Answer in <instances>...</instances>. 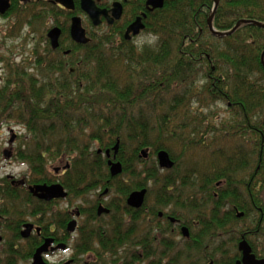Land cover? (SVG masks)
<instances>
[{"label":"trees","instance_id":"obj_1","mask_svg":"<svg viewBox=\"0 0 264 264\" xmlns=\"http://www.w3.org/2000/svg\"><path fill=\"white\" fill-rule=\"evenodd\" d=\"M214 6V0H167L164 8L155 11L148 19L147 32L156 40L153 47L140 51L117 49L115 27L101 35H96L90 29L91 43L86 46L76 45L69 36L71 17L60 15L62 11L52 6L50 11L55 13L54 24L61 28L63 37L58 58L48 65L47 71H56L61 76L54 78V72H50L40 83L35 73H28L32 68L11 61L4 65L7 68L6 77L0 89L3 117L0 129L4 125L9 126L5 122L14 121L30 134L28 138L24 137L23 149L21 147L14 156L32 169V180L27 181V184H53L46 167L56 161L60 164L66 157L72 162L70 170H79L82 174L86 172L89 177L96 179L102 166L98 152L90 157L92 143H100L99 150L106 152L120 142L117 156L123 166L122 178L129 176L132 180L137 176L131 171L132 161L124 158L125 153L134 146L133 155L137 157L135 160L138 163H144L141 161L142 151L147 150L150 157L164 150L175 162V170L177 162L173 158L172 144L185 141L182 145H186L187 149L198 147L197 153L200 154L207 144L202 138L215 139L213 136L216 131L206 124L210 123V118H214L213 113H202L200 108H191L193 99L196 101L194 104L198 103L201 107L216 103L225 105L230 111L232 118L228 121L232 125L224 127L226 130L223 129L222 136L218 135L219 139H229L227 136H231L232 130L233 134L241 138L249 137L246 135L249 132L255 136L249 138L250 145L257 147L260 152L262 140L264 153V29L241 25L231 36H214L209 28ZM240 20L264 23V0L219 1L212 21L216 30L230 31ZM65 49H70L71 53L63 60L65 55L61 52ZM79 51L85 52L80 59L75 57ZM122 76L130 79V84H125L123 88L118 80ZM77 77L79 79L76 81ZM197 78L201 79L199 89L198 84H195L198 83ZM168 92H171L170 95L166 94ZM200 96L203 99L198 101ZM186 114H190L191 123L183 128L178 127L182 116ZM86 130L90 131L88 143L80 138ZM256 136L259 138L257 141ZM2 160L0 152V164ZM236 160L230 157L219 161L221 165L213 164L211 172L203 175L206 177L204 181L211 179L214 182L222 178V172L230 168L238 169L234 165ZM65 172L68 175L71 173L69 170ZM214 172L217 174L213 175ZM159 173L156 166L145 168L139 173L143 176L142 180L128 185L129 188H119L122 196L126 197L124 203L132 192L146 189L151 194V188L161 186L162 196L157 197V201L162 206H168L173 201V197L169 196L172 191L179 194L180 189L187 185L194 189V176L189 183L185 179L170 178L169 175L160 180ZM79 174H76L78 183L85 177ZM107 179H110V175ZM12 182L9 178L0 179V230L11 232L15 241L21 239V229L26 223L19 216L20 208L16 204L22 194L26 198L24 205L31 207L30 216L36 218L37 225L44 224V227L41 237L35 235L28 239L25 251L19 249L14 241L9 242L4 255L0 256V264H19L32 259L42 243L41 238L55 236V233L59 238L64 236L57 242L68 244L69 236L62 234L67 233L66 223L71 218L70 213L64 219L62 216L54 221L51 216L43 222L42 218L47 216L55 202H41L27 189L13 185ZM94 182L90 184L93 186ZM108 182L105 186H110L111 182ZM64 187L70 193L73 192L71 185L64 182ZM147 198L140 210L112 204L115 212H119L126 221L129 217L127 225L124 221L122 226L113 225L116 218L110 223L116 233L121 232L113 240L108 238L110 235L107 234V228L103 230L99 222L94 231L80 228V237L84 241L75 246L76 256L93 251L86 243L97 240L103 249H110L109 256L114 253L116 244H128L129 247L142 250L131 258L125 256L124 264L150 261L158 256L164 259L168 257L173 249H170L164 237L159 238L163 252L157 255L156 250H152V246H158L157 232L164 234L165 227L158 219L159 213L152 209L149 215L155 217V223L152 222L154 227L146 224L149 221L145 212ZM193 204L190 203L191 208ZM84 214H87V219L92 217L90 222L99 221L90 211L84 209ZM218 227L222 228L221 225ZM94 253L92 264H104L106 254ZM82 262L79 261V264Z\"/></svg>","mask_w":264,"mask_h":264},{"label":"rangeland","instance_id":"obj_2","mask_svg":"<svg viewBox=\"0 0 264 264\" xmlns=\"http://www.w3.org/2000/svg\"><path fill=\"white\" fill-rule=\"evenodd\" d=\"M24 10L21 13L17 14H10L7 17H0V89L4 85L6 75V67L4 66L6 63L14 62L16 64L22 63L26 66L32 68L33 70L29 71L28 73L31 75H34V73L37 75V78L40 83L43 82L44 76H49L50 72H54L53 76L54 78H59L61 75H58L56 71L51 70L50 72L47 71L48 65L51 63H54V61L58 58L57 54L51 53L49 40L47 39L48 32L56 27L54 24L55 16L52 14H48L47 11L49 8L45 5H29L28 7L24 9H17ZM60 15H62L60 13ZM60 21H64L63 18H59ZM83 21L87 20L83 19ZM101 30H98V33L96 35L100 34ZM155 38L151 35H143L141 38H138L136 40V43L138 46H141L144 43H149V47H153L155 43ZM67 50V49H65ZM64 50V51H65ZM135 50H142V49H135ZM61 54V53H60ZM85 52L79 51L75 57L80 59ZM62 55V54H61ZM63 56V55H62ZM64 57V56H63ZM67 56L63 58V60H66ZM71 61V59L69 58ZM66 61V62H70ZM38 67L36 70V66ZM122 65V64H121ZM68 66V65H67ZM72 69L73 66L71 65ZM70 67H68L69 69ZM121 70L117 69L119 72ZM60 74V73H59ZM76 78V76H75ZM79 79L77 77L76 81ZM198 79V83L195 82V84H198L197 88L199 89V86H201L200 82L201 79ZM120 87L123 88L125 84L129 85L130 79L126 76H122L120 79ZM132 80V79H131ZM199 91V90H198ZM171 92L166 93L167 95H170ZM193 99V98H192ZM203 98L200 96L198 101H201ZM195 99L191 100V105L193 109L200 108V112H212L214 115V118H210L209 126L213 130L216 131V134L213 136L215 138L213 141L211 138H202L203 140H206L207 144L204 145L203 151L199 154L198 147H193L187 149L186 145H182V143H186L185 141H181V143H178L176 141V144H172V153L174 155L173 158H175V161L177 162L176 169H171L169 172L168 170H161L158 165L157 155L152 154L149 157V154H147L146 157L142 155V160L144 163L140 164L135 159L136 156L133 155L135 146L128 150V153H125L124 158L132 161V168L131 171H134L137 175L132 180L129 176H124L123 178L121 175L118 177H114L110 179H107L109 174V168L107 166V159L104 156V154L98 155L101 160V170L97 172V178H93L92 176L89 177L88 173L85 172V174L81 173L79 170H70L72 162H69L67 160V157L64 161H62L60 164L56 161V163H51L47 165V175L50 176V179L52 180L53 184L60 183L64 185V182L71 185L73 192H69L70 196L67 199H60L54 201L52 208H49L48 214L46 217L42 218L43 222H46L49 217H54V221H57L59 217L63 216V219L65 218V215L70 213V216L73 217L75 215L76 209H85L86 211H90L92 213L94 210H92L95 206H98V203L100 200H102L104 206H110L109 204L116 203L117 206H124L126 205L124 203V196L119 192V188L122 189V186L129 188L128 185L132 184L135 181H140L143 179V176H140L139 173L142 172L145 168L150 169L153 166H156L157 169L160 171L159 173V179L162 180L166 176L169 175L170 178H180L185 179V181L191 183V180L194 177L195 178V186L194 189L189 188L188 185L184 189H180V193H176L172 191L173 193H169L170 197H173V201L169 203L168 206H162L157 201V197L160 195L162 196L161 186L156 188H151V194L149 193L147 195V201H146V214L149 218V221H146V224L148 226L154 227L152 225V222L155 223V217L152 215H149L151 213V209L154 210L156 213L159 212H175L180 218H182L183 221H192L196 219V207L202 204V198L200 197V186L201 182L204 181L206 177H203V175L209 174L211 172V166L215 163L221 165L222 163L219 161L224 160L225 158H237L239 155H250V154H258L257 147H253L250 145L249 138H255L251 133H247L246 135L249 137L241 138L239 135L233 134V130L231 131V136L229 139H219L218 135L224 130H226L224 127L232 125L228 120H230L231 113L227 110L225 105H218L214 103H210V106L208 107H201L198 105V103L194 104ZM200 106V107H198ZM207 108V109H206ZM1 108H0V121H3V117ZM231 117V118H230ZM229 118V119H228ZM8 125H4L0 129V152H2V158L0 164V179L3 178H9L13 181H21L22 179H25L26 181L32 180V169H30L29 165H23L20 163L17 159L14 158L16 152L22 147L24 144V137L30 136L27 130H25L24 127L18 126L14 123V121L5 122ZM188 123H191V117L190 114L183 115L181 120L179 121L178 127H186L188 126ZM231 129V128H230ZM89 135L90 131L86 130V132L80 137L85 142H89ZM181 135V133H179ZM237 137H234V136ZM15 136V143L11 144L10 140L11 138ZM22 137V138H21ZM212 137V136H211ZM226 137V136H224ZM175 138V137H174ZM259 140L258 136H256V141ZM115 147V146H114ZM100 148V143H92L89 154L90 157H93L95 152L97 153ZM113 150V148H111ZM146 153H148L147 150H144ZM103 152V151H102ZM4 153H9V157H5ZM104 153V152H103ZM199 154V155H197ZM255 154V157L257 155ZM73 156H76L75 153H72ZM113 155V152H112ZM67 156V154H65ZM225 156V157H223ZM51 159V158H49ZM144 159V160H143ZM106 160V161H105ZM52 161V160H49ZM179 163V164H178ZM68 167V168H66ZM58 170V171H56ZM70 171L71 173L68 175L65 171ZM168 171V172H167ZM80 173L79 175H83L84 180L80 181L78 183V179L76 178V174ZM217 172H214L213 175H216ZM78 175V177H79ZM240 176H243V174H240ZM238 176V177H240ZM111 182L110 186H105L109 184L108 181ZM220 180V179H217ZM216 180V181H217ZM94 182L93 186L91 185L92 182ZM105 181V182H104ZM215 181V182H216ZM91 183V184H90ZM95 185V187H94ZM29 184H27L26 187H23L24 190L27 189ZM33 186V185H30ZM66 187V186H65ZM212 187H214L212 185ZM205 189V187H204ZM80 193L77 195L76 193ZM159 194V195H158ZM164 196V195H163ZM167 197V196H165ZM204 199H206L205 194H203ZM175 200L177 201L175 204ZM26 198L21 195L19 201L17 202L16 206L20 208L18 214L19 216H22V220L25 221V223H32L35 225V227H44V224L37 225L36 218L30 216V208L28 206H25ZM190 203H194L193 208H191ZM127 206V205H126ZM112 215L111 217H102V220L99 222L103 226V230L107 228V234L110 235L108 237L110 240H113L115 235H117L119 232H115L114 227L110 225V223L114 220L113 225L122 226V221H124V224H128L129 217L126 221L125 217H122L119 212H115V207H112ZM52 210V213H51ZM21 212V213H20ZM60 213L61 215H59ZM93 214V213H92ZM12 218V217H10ZM92 218V217H91ZM123 218V219H122ZM71 220H67V223ZM53 221V222H54ZM77 221V226L80 228H87L88 230L96 229L98 227V224L92 223V222H86L87 221V214H84L82 217H78L75 219ZM119 221V223H118ZM6 223V221H5ZM66 223V227H67ZM150 223V224H149ZM83 226V227H82ZM165 227V225L163 224ZM127 228V226H126ZM24 230L23 227L21 229ZM21 231V232H22ZM80 230L76 231L73 234V237H71V240H68V244L70 246L69 251H55L52 254H49L48 261L53 264H64L70 260H74L75 264H79V261H83L84 264L87 262V264H92L94 262L93 256L95 255L94 252H99L101 255H105L104 257V264H124V258L125 256L127 258H131L133 255H136V253H141L142 250L138 247L134 246H128V244H116L114 246V253L110 256L108 253L110 252L109 248L103 249L101 246H99L97 240H94L93 242H87V247H92L93 251H90L83 255H77L75 246L80 245L84 240L80 237ZM123 232V231H122ZM36 235V232L33 231V236ZM56 235V233H55ZM58 235V234H57ZM160 235V234H159ZM157 235L158 237V246L155 248V246H152V250H156V254L159 255L163 252V248L160 247V240L159 238L163 237L162 235ZM0 236L2 237V242L0 243V256L4 255L3 253L6 250V246L9 242L14 241L16 245L19 246V249L26 250L27 249V239H23L21 236L20 240H16V238L12 235V233L8 232V230L4 229L3 231L0 230ZM32 236V237H33ZM72 236V235H71ZM62 236H60L61 238ZM175 239V245L177 243H180L176 245L174 251L172 250L170 253H168V257H160L157 258L153 257L150 259V261H144L141 260L132 262L131 264H190L187 262V260L184 258L183 254L186 251L185 248L190 247V244H186L181 242L182 239L179 237H174ZM185 247V248H184ZM105 254H104V253ZM179 255V256H178ZM193 259H196L194 254H190ZM77 258V260H75ZM166 261V263H164ZM174 262V263H173ZM32 259L28 261L20 262L19 264H31Z\"/></svg>","mask_w":264,"mask_h":264},{"label":"flooded vegetation","instance_id":"obj_3","mask_svg":"<svg viewBox=\"0 0 264 264\" xmlns=\"http://www.w3.org/2000/svg\"><path fill=\"white\" fill-rule=\"evenodd\" d=\"M73 1L75 5L74 10H68L62 5L50 0H34L27 3H23L20 0H9V10L4 14H0V17H7L10 14L21 13L24 10L18 11L17 9H24L29 5H45L49 8L47 13L55 16V13L53 14L50 11L53 6L56 10H61L62 15L71 17L69 23V36L72 42H74L71 38L72 19L78 17L82 20V26L86 31L87 37L90 39L88 44L92 41L89 34L90 29L93 30L94 33H98V30H101L100 33H102L109 31L111 27H115L117 38L115 45L117 49H148L150 48L149 43H144L141 46H138L136 40L143 35H150V33L147 32L149 17L155 11L164 8L167 4V0H164L163 7L153 8V6L149 4V0H93L96 7L106 13V17H101V23L99 26H95L89 15L82 10L81 0ZM116 10H120V18L114 19L112 23H109L107 18L113 19L114 11L116 12ZM83 19H86L87 22L83 21ZM138 19H141L143 29L140 30L139 34L133 35V33H131L127 37L128 29ZM56 27L61 30L59 26ZM62 37L63 31L61 32L59 39V48L53 50L47 34L52 53L58 55V50L61 51ZM88 44L76 45L86 46ZM61 53L66 56L71 53V50L68 49ZM260 141V152L256 154L257 157H255V154L247 156L239 155L237 157L238 160L234 163L238 169L230 168V170L224 173L222 172V174H220L222 178L216 182H213L211 179L201 182L200 191L202 192L200 193V197L202 198L203 203L196 207L195 220L183 221L174 211L159 212L158 219L165 225V229L163 230L164 234L157 232L158 235H165L169 238L179 237L182 239L181 242L190 244V247H184L186 251L183 254L184 258L190 264H252L253 261L251 259L245 261V252L242 249L244 247L250 250L249 256H253L255 261L264 262V153L262 151L263 141ZM107 151H110V157L106 155ZM107 151L104 153L102 150L98 151V155L104 154L107 159V164L110 161L121 163L118 161V153L115 155L113 150ZM161 170L165 171L164 169ZM109 174L111 178H114L111 175V171ZM240 174H243V176H240ZM212 185L214 187H212ZM66 192L69 197V192L67 190ZM203 194H205L206 199H204ZM109 205L112 206V203ZM100 207L108 210L109 213L99 214ZM111 208L112 207L104 206L102 200H100L98 206H95L92 209L94 210L92 213L96 215L97 220L99 219V221H93L92 223L97 224L102 220V217H111ZM83 211L84 209L81 207V209H76L73 217L70 216L71 220L67 223L66 227L67 233L62 234L69 236V240H71V237L74 238L73 234L80 229V226H77L76 221V228L73 233L68 231V226L71 222L75 221L76 218L82 217ZM90 219L91 216L86 222H90ZM219 225H221L222 228L218 227ZM39 228L40 233L38 234L36 232V235L41 237V230L43 228ZM185 230L187 231V235L185 234ZM32 236L33 234L29 238ZM105 237H107V235H105ZM61 238L56 235L41 238L42 243L40 246L46 241V239H52L53 243L51 244L49 254L55 252L56 250L52 251L51 249L56 248L59 245L65 246L64 250L69 251V244L57 242V240ZM178 244L180 243H177L176 245ZM176 245L175 239L168 242L170 249L174 250ZM190 254H194L196 259H193ZM69 263L75 264L74 260H70Z\"/></svg>","mask_w":264,"mask_h":264},{"label":"water","instance_id":"obj_4","mask_svg":"<svg viewBox=\"0 0 264 264\" xmlns=\"http://www.w3.org/2000/svg\"><path fill=\"white\" fill-rule=\"evenodd\" d=\"M23 3H27L30 1L34 0H20ZM54 3L60 4L63 7H65L68 10H74L75 5L73 0H50ZM220 0H214V10L213 14L211 15V18L209 20V28L211 32L213 33L214 36H219V37H227L233 35L236 30L241 26V25H254L259 28L264 29V23L254 21V20H240L236 26L226 32H219L216 30L213 26V17L215 15V12L218 8ZM149 4L153 6V8H161L164 5V0H149ZM10 8V2L9 0H0V14H4L7 10ZM81 8L83 11H85L93 24L95 26H99L101 23V17L105 16L106 13L104 11H101L96 7V4L93 0H81ZM120 18V10L114 11V17L113 19L107 18L109 23H112L114 19H119ZM143 29V25L141 24V19H138L129 29L127 32V37L133 33V35L139 34L140 30ZM61 30L59 28H53L49 33H48V38L51 42V46L53 50H56L59 48V39L61 36ZM71 38L72 40L79 45H85L90 42V39L86 35V31L82 26V20L78 17L72 19V25H71ZM262 64L264 65V53L262 54ZM15 140V136L12 137L10 140V143L12 144ZM114 153L115 155L118 153L119 150V142L116 144L114 147ZM106 155L110 157V151L106 152ZM142 155L144 157L147 156V153L145 151H142ZM6 157H9V153H5ZM115 158V157H114ZM157 159L159 163V167L164 170H171L174 168V161L171 159L169 153L167 151H159L157 154ZM110 166V171L112 177H117L123 173V166L119 162H113L110 161L108 163ZM68 168V167H66ZM58 171V170H56ZM15 184V182H13ZM20 186H24L25 182L23 180L19 181L17 183ZM29 192L38 200L40 201H45V202H51L53 200H60V199H66L68 196V193L65 191L64 187L60 184H54V185H35V186H30L29 187ZM147 195V190H141V191H136L130 194L129 198L127 199V205L128 207L139 210L143 207L145 203V198ZM102 213H109L108 210L104 209L103 207H100L99 209V214ZM162 215V214H160ZM76 228V221H73L69 224L68 226V231L70 233H73ZM24 230L21 232V236L24 239H28L32 233L33 230L35 229V226L33 224H25L24 225ZM36 232L39 234L40 233V228L36 229ZM185 234L187 235V231L185 230ZM2 237L0 236V243L2 242ZM53 243L52 239H46V241L37 249L36 253L33 255L32 258V264H46L43 255L45 253H48L51 247V244ZM57 249H65V246L59 245L56 248H52V251H55ZM244 250V255H245V261L251 259L253 262L252 264H264V262H257L255 261V258L253 256H249L250 250L246 247L242 248ZM70 264V263H67ZM248 264V263H247Z\"/></svg>","mask_w":264,"mask_h":264},{"label":"bare ground","instance_id":"obj_5","mask_svg":"<svg viewBox=\"0 0 264 264\" xmlns=\"http://www.w3.org/2000/svg\"><path fill=\"white\" fill-rule=\"evenodd\" d=\"M107 166H108V168H109V171H110V166L107 164ZM144 206V205H143ZM143 208V207H142ZM163 237L165 238V240L167 241V242H170V241H173L174 239H173V237H167V236H165V235H163ZM38 249V248H37ZM37 249L35 250V252H34V254L36 253V251H37ZM56 251H65V250H60V249H57ZM48 257H49V252L48 253H45L44 255H43V259H44V261H45V263L46 264H53V263H50L49 261H48ZM67 263H69V261L68 262H66V263H64V264H67Z\"/></svg>","mask_w":264,"mask_h":264}]
</instances>
